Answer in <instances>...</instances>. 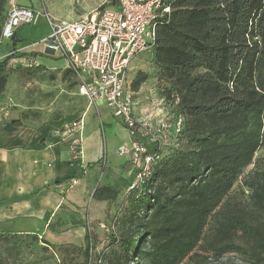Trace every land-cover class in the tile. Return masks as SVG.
<instances>
[{
  "label": "trees",
  "instance_id": "1",
  "mask_svg": "<svg viewBox=\"0 0 264 264\" xmlns=\"http://www.w3.org/2000/svg\"><path fill=\"white\" fill-rule=\"evenodd\" d=\"M7 2L0 0V36ZM170 5L171 12L157 21L152 63L160 82L171 83L161 89L183 116V129L178 146L151 151L159 158L149 184L128 193V209L117 218L119 225L115 220L117 232L109 234L119 249L114 264H186L223 198L264 146V0H170ZM29 53L36 52L18 55ZM11 58L0 61V93L10 72L40 69L10 66ZM146 79L145 74L135 87ZM250 188L253 205L264 209V171ZM117 194L101 186L95 196ZM44 243L57 255L83 249L84 262L62 264H87L88 243L84 248ZM203 250L216 258L238 252L261 264L264 223L225 205Z\"/></svg>",
  "mask_w": 264,
  "mask_h": 264
},
{
  "label": "crops",
  "instance_id": "2",
  "mask_svg": "<svg viewBox=\"0 0 264 264\" xmlns=\"http://www.w3.org/2000/svg\"><path fill=\"white\" fill-rule=\"evenodd\" d=\"M37 2L19 1L21 5L34 8L46 6V3L38 5ZM41 21L35 25L38 27L35 31L21 26L17 30L16 46L13 48L12 43L11 50L25 48L36 52L25 56L36 57L40 67L43 64L39 54L43 53L53 59L47 64L65 65L66 58L47 54L42 46H30L49 33L47 22ZM9 42L13 39L0 38V61L11 52L8 51ZM143 67V55L139 54L129 65V80ZM145 84L133 89L135 114L138 118L155 120L165 114L167 107H159L163 99H156V89ZM1 103L0 100L4 108ZM3 112L5 116L0 120V230L36 235L42 242L55 246H85L89 227L101 232L99 222L107 219V213L115 211L117 202L123 201L119 199L126 195V190L120 193L117 178L124 177L126 188L132 178L129 156L120 153L121 148L128 147L131 142L127 128L102 100L89 103L73 115L41 124L19 121L18 116L5 108ZM82 115L85 128L84 168L81 170L70 162L68 126ZM170 140L167 149L174 145L173 139ZM101 186L115 187L119 191L116 198L95 196Z\"/></svg>",
  "mask_w": 264,
  "mask_h": 264
},
{
  "label": "built area",
  "instance_id": "3",
  "mask_svg": "<svg viewBox=\"0 0 264 264\" xmlns=\"http://www.w3.org/2000/svg\"><path fill=\"white\" fill-rule=\"evenodd\" d=\"M107 5L76 19L59 17L43 4L40 8L12 4L2 27L1 40H12L17 30L26 24L45 19L49 33L30 46H42L47 54L62 56L80 76V94L91 104L102 100L121 120L131 137L121 154H128L131 180L128 193L141 191L151 180V167L159 157L152 153L146 139L165 144L173 139L178 146L183 129V116L164 114L158 119L138 118L135 114V93L128 79V68L134 58L148 50L156 38L157 21L171 12L170 0H107ZM151 40V42L149 41ZM25 48L13 49L10 66H38L36 57L18 55ZM0 105V120L5 116ZM85 116L73 119L70 131V162L77 169L84 168L83 133ZM101 228L109 234L116 232L115 219L101 220ZM89 227L87 264H105L107 250L95 243ZM45 244V243H44ZM56 255L57 253L53 251Z\"/></svg>",
  "mask_w": 264,
  "mask_h": 264
},
{
  "label": "rangeland",
  "instance_id": "4",
  "mask_svg": "<svg viewBox=\"0 0 264 264\" xmlns=\"http://www.w3.org/2000/svg\"><path fill=\"white\" fill-rule=\"evenodd\" d=\"M19 1L20 0H8L6 4V13L8 14L12 4L21 5ZM41 3H46V7L54 15L66 18H75L93 12L108 4L107 0H38L37 4L39 5ZM41 20H43V18L36 24L42 23ZM36 24H26L25 26L27 28L31 27L33 31H35V28H38L35 26ZM25 33L28 34V31H25ZM149 41L151 42V40ZM12 43L13 42H9L7 44L8 51H11ZM24 51L29 52L32 50ZM141 55H143L145 67L135 74V78L131 77L129 80L131 89H137L135 83L146 74L147 79L141 82L140 86L146 83V87L156 89V99H163L159 107H164L163 105L167 107V111L164 110L167 115L164 116L176 114L175 104L170 99L171 97L167 96L168 91L163 92L161 89V84H165V86L169 87L171 83L160 82L158 68L152 63V48L150 47L148 50L142 52ZM39 56L41 64L43 65H41L40 69L37 71L31 73L21 70L10 72L7 85L0 93L1 104L4 106L5 111H9L11 114L18 116L19 121L41 124L64 116L73 115L78 110L87 107L90 103L89 100L80 95V76L69 64H47L48 60H53L52 57H46L44 53L39 54ZM145 139L150 151L168 150L166 148L168 145L164 142L165 138H163L161 143L152 141L148 137ZM168 142L171 143V140ZM262 171H264V146L257 150L252 162L243 169L230 192L223 198L221 205L216 209L209 220L204 240L197 247L195 253H192L194 254L193 257L188 256L184 260V263L253 264L247 256L238 252H228L220 258H216L211 253H206L203 250V246L205 239L216 225L219 218V211L222 210V207L225 205L243 208L254 220L264 223V209H258L253 205L251 200L252 191L250 188L251 183L258 179ZM117 180H119L117 184L120 186L119 191L122 194L125 190L127 191L126 181L124 177H118ZM114 190L117 193L119 192L115 187ZM129 196L127 191L126 195H124L122 199H119L123 201H121V203L117 202L115 211L107 213V219H105V221L111 222L114 219L117 220V218L119 219L125 214L129 205L127 202V200L129 201ZM112 198H116V196ZM119 220H117L118 225L120 223ZM90 233L95 243L107 250L105 264H114L116 252L119 249L114 245L112 238L109 237L108 230L102 228L101 232H97L91 227ZM88 241L89 237H87L86 245ZM85 246L80 247L84 248ZM58 253L59 255H56L53 250L47 247L36 235L9 233L0 230V264H62L67 261L84 262L85 260L83 249L70 248V251L67 253L60 250ZM261 264H264V262Z\"/></svg>",
  "mask_w": 264,
  "mask_h": 264
}]
</instances>
